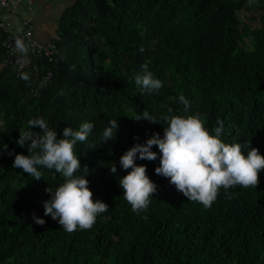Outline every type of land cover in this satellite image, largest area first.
<instances>
[{
    "label": "trees",
    "instance_id": "16d2710c",
    "mask_svg": "<svg viewBox=\"0 0 264 264\" xmlns=\"http://www.w3.org/2000/svg\"><path fill=\"white\" fill-rule=\"evenodd\" d=\"M246 9L248 21L240 16ZM9 35L0 26V264H264V170L256 188H221L205 209L155 173L160 154L153 146L155 161H135L157 185L147 210L133 212L119 185L131 171L120 157L154 133L162 138L163 116L200 113L213 135L219 119L222 142L264 155V0H74L51 41H43L53 44L51 57L29 53L21 72L28 81L5 62ZM142 64L162 81L158 92L135 84ZM144 111L158 123L136 120ZM38 118L57 139L65 127L93 124L74 146L75 175L83 177L87 166L93 200L109 210L89 230L67 233L44 215L45 189L54 193L62 175L41 168L35 181L12 167L15 155H28L16 143L20 132L41 131L28 125ZM113 119L114 140L101 142ZM33 215L46 223L35 224Z\"/></svg>",
    "mask_w": 264,
    "mask_h": 264
},
{
    "label": "clouds",
    "instance_id": "9594fccd",
    "mask_svg": "<svg viewBox=\"0 0 264 264\" xmlns=\"http://www.w3.org/2000/svg\"><path fill=\"white\" fill-rule=\"evenodd\" d=\"M255 0H248L249 5ZM15 49L21 54L23 62H27L28 46L23 39H15ZM143 53L144 49H139ZM142 72L136 74L135 84L148 93L158 92L163 87L160 79L154 78L147 64L141 65ZM21 79L28 81V73H21ZM179 102L183 111L190 109V102L181 94ZM172 110L169 109V112ZM136 120L145 119L151 123H158L157 119L144 111ZM167 122L161 138L154 133L144 145L136 144L120 157V166L127 174L123 176L119 185L123 189V197L131 206L133 212L146 211L150 204V197L157 191V185L146 174V166H138L137 157L141 160L155 161L157 153L153 146L159 149V166L155 173L169 179L171 185L182 193L188 201L197 202L205 209L210 208L223 188L239 186L241 188H256L259 184V173L264 170V155L257 148L250 147L245 155L240 143L227 144L222 142L223 121L217 120L219 126L214 128L213 135L206 127L201 114L172 115L161 117ZM30 129L38 127L41 131L33 130L20 132L16 143L24 147L27 145L28 155L17 154L12 167L27 173L33 180L39 181L44 173L41 168L55 170L64 177V183L55 192L48 187L46 192L51 198L44 202V215L57 221L67 233L79 230H89L96 222V217L109 210V206L99 200H93L88 180V168L82 170L83 177L75 175L81 170L80 161L74 151L78 142H85L90 135L93 124L82 123L78 130L71 127L63 129L62 138L57 139V131L48 127L43 118L30 119ZM101 136V142L114 140L118 128V121H109ZM7 145H3L7 150ZM3 153L0 152V155ZM112 173L117 169L110 168ZM146 219V217H144ZM34 223L43 226L46 221L33 215Z\"/></svg>",
    "mask_w": 264,
    "mask_h": 264
},
{
    "label": "built area",
    "instance_id": "2783aa9c",
    "mask_svg": "<svg viewBox=\"0 0 264 264\" xmlns=\"http://www.w3.org/2000/svg\"><path fill=\"white\" fill-rule=\"evenodd\" d=\"M34 3L35 0H0V26L10 34L2 41L8 49L5 62L12 63L17 74L30 66L29 53L44 54L49 57L54 53V46L51 42L45 43L36 36L33 18L27 15L34 8ZM16 38L23 39L29 48L26 63L15 49ZM50 76L51 73H48L45 79Z\"/></svg>",
    "mask_w": 264,
    "mask_h": 264
},
{
    "label": "crops",
    "instance_id": "0c3cea01",
    "mask_svg": "<svg viewBox=\"0 0 264 264\" xmlns=\"http://www.w3.org/2000/svg\"><path fill=\"white\" fill-rule=\"evenodd\" d=\"M74 0H36L32 18L36 25V34L42 41L49 42L54 37L61 13Z\"/></svg>",
    "mask_w": 264,
    "mask_h": 264
},
{
    "label": "rangeland",
    "instance_id": "374dc122",
    "mask_svg": "<svg viewBox=\"0 0 264 264\" xmlns=\"http://www.w3.org/2000/svg\"><path fill=\"white\" fill-rule=\"evenodd\" d=\"M36 1V0H35ZM34 5H35V3H34ZM34 9V8H33ZM33 9H32V11L30 12V13H28L27 15L29 16V17H32V14H33ZM251 14V12L249 11V9H246V10H242L241 12H240V16H241V18L244 20V21H248L249 20V15ZM36 26V25H35ZM57 30V29H56Z\"/></svg>",
    "mask_w": 264,
    "mask_h": 264
}]
</instances>
